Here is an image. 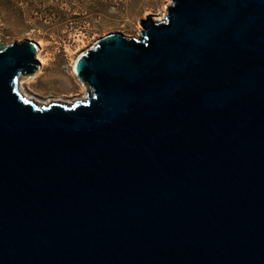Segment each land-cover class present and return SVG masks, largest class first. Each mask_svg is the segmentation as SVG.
Wrapping results in <instances>:
<instances>
[{"label": "water", "instance_id": "water-1", "mask_svg": "<svg viewBox=\"0 0 264 264\" xmlns=\"http://www.w3.org/2000/svg\"><path fill=\"white\" fill-rule=\"evenodd\" d=\"M38 102L0 43V264H264V0H169Z\"/></svg>", "mask_w": 264, "mask_h": 264}, {"label": "rangeland", "instance_id": "rangeland-1", "mask_svg": "<svg viewBox=\"0 0 264 264\" xmlns=\"http://www.w3.org/2000/svg\"><path fill=\"white\" fill-rule=\"evenodd\" d=\"M168 3L169 0H0V43L42 41L41 55L46 58L42 73L23 79L22 86L38 101L56 96L69 100V92H78L80 87L72 67L77 55L112 31L126 38L138 36L139 21L145 16L161 19ZM55 67L61 75L54 73Z\"/></svg>", "mask_w": 264, "mask_h": 264}, {"label": "bare ground", "instance_id": "bare-ground-1", "mask_svg": "<svg viewBox=\"0 0 264 264\" xmlns=\"http://www.w3.org/2000/svg\"><path fill=\"white\" fill-rule=\"evenodd\" d=\"M35 42L37 44V51L39 52V74H40V73H42V68H43V65H44V63L46 61V58H44L41 55V51L43 49V42L42 41H35ZM67 50H69V48H67ZM74 61L75 60H73V62H72V67L74 65ZM55 69H56V71H54V73H56L57 76L61 75L59 68L58 67H55ZM32 78H34V77H24L23 79H32ZM23 79L18 82V85H17L18 86V90L23 95L29 96L27 94V92L25 91L24 87L22 86V84L24 82ZM57 79H59V78H57ZM79 84H80V87H79L78 92H73V91H70L69 92V95L72 96L69 100H66L64 98H61V96H56V97H50V98L45 99L43 101H40V100L39 101L37 100V101L40 102V103L41 102H44V101H45L44 103H47V102H50V101H57V102H62V103L69 104V103L73 102L74 100L83 99L85 97L86 88H85V86L81 82H79Z\"/></svg>", "mask_w": 264, "mask_h": 264}]
</instances>
